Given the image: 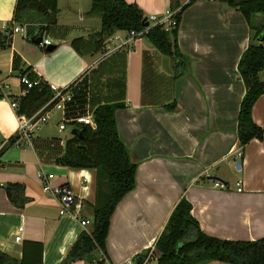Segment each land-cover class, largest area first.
<instances>
[{"label":"crops","instance_id":"crops-1","mask_svg":"<svg viewBox=\"0 0 264 264\" xmlns=\"http://www.w3.org/2000/svg\"><path fill=\"white\" fill-rule=\"evenodd\" d=\"M127 1L136 2L145 16L156 13L163 17L168 8H174V0ZM176 1L183 5L189 0ZM90 3L57 0L55 22L47 27L37 25L28 35L25 28L13 29L22 26L13 20L16 0H0V33L6 38L0 46V143L16 132L17 115L9 98L24 91L22 69L30 66L50 86H70L73 92L65 115L59 109L51 112V124L48 120L38 128L30 146L12 144L0 154V250L20 257L24 241L36 240L42 243V264H59L79 232L90 228V223L81 225L79 218H91L94 206L106 199L108 186L103 178L97 185L95 168L58 161L71 130L62 138L41 130L58 128L65 116L92 115L97 104L115 101L124 102L115 111L116 126L136 163L135 183L110 215L101 264L134 261L153 246L182 195L190 201L191 213L204 232L232 239L263 236L264 93L252 106L254 121L263 127L262 137L250 139L240 149L236 132L245 91L237 62L251 34L242 12L225 0L187 4L176 35L187 63L175 75L170 56L144 35L125 41L129 36L126 29L108 34L99 51L94 52L88 40L79 52L71 39L88 38L100 29V16L87 13ZM28 9L33 19L45 24L36 4ZM254 21L264 23V14L256 13ZM39 34L55 47L47 50L46 45L31 40ZM115 43L122 45L111 49ZM261 72L264 68L260 76ZM171 103L173 108L166 107ZM47 174H52L50 184H66L82 198L80 216L59 212L61 202L42 189ZM8 182L24 185L28 200L23 206L9 200L4 188ZM19 226L21 238L15 240ZM99 257L70 264H97ZM202 264L230 263L212 259Z\"/></svg>","mask_w":264,"mask_h":264},{"label":"trees","instance_id":"trees-1","mask_svg":"<svg viewBox=\"0 0 264 264\" xmlns=\"http://www.w3.org/2000/svg\"><path fill=\"white\" fill-rule=\"evenodd\" d=\"M191 1L193 0L183 5H179L176 0L173 1V7L177 8L173 14L175 25L167 30L162 24L149 22L143 9L136 2L91 0L87 13L100 16V29L90 34L88 38L75 37L70 42L81 52L80 45L82 47L86 41L91 40L92 50L96 52L102 49L105 38L115 29L138 31L147 27L143 35L159 51L171 57L174 74H179L185 68L187 59L177 44V27L183 8ZM225 1L242 12L251 30L250 40L237 62V69L245 86L236 124L239 146L243 149L250 139L261 138L263 135V127L252 117V106L258 96L264 93V79L260 77V71L264 68V23L254 21L256 13L264 14V0ZM30 4L39 7L40 18L45 24L38 23L30 16L28 9ZM57 10V0H16L13 20L19 22L28 34L37 25L39 28L41 25L47 27L55 22ZM145 21H148V24L145 25ZM5 42V36L0 33V46ZM24 73L34 81L27 87L23 84L25 91L17 96V110L30 115L48 101L54 92L50 84L32 71L30 66L21 70L20 74ZM123 106V101L97 104L92 110L95 126L80 124L78 128L81 129V135L72 134L67 138L64 152L58 157V161L65 165L95 168L97 185L99 186L103 178L108 186L106 199L93 208L90 228L79 232L59 264H70L93 251L100 256L96 260L97 264L104 261L110 215L118 200L135 183L136 163L131 159L116 126L115 111ZM174 106V103L166 105L168 108ZM15 139V134L5 139L0 146V154L6 147L12 145ZM4 188L9 200L16 206H23L28 200L22 183L8 182ZM191 208L190 201L184 195L174 203L153 244L154 264H202L212 259L230 264H264V235L255 239H232L208 234L201 229L198 220L191 213ZM145 254L146 250L138 255L141 257L139 264H144ZM0 264H42V243L36 240L24 241L20 257L0 250Z\"/></svg>","mask_w":264,"mask_h":264},{"label":"built area","instance_id":"built-area-1","mask_svg":"<svg viewBox=\"0 0 264 264\" xmlns=\"http://www.w3.org/2000/svg\"><path fill=\"white\" fill-rule=\"evenodd\" d=\"M177 8H168L165 11V14L163 17H159L156 13H151L147 16V19L152 24L158 23L162 24V26L165 29H170L172 26L175 25V19L173 17V14L176 12ZM23 26H15L13 29H23ZM147 30V27L135 31L133 29L129 30V36L126 38L125 41L131 40L135 37L142 36L143 33ZM50 40L48 38H44L40 41V45L45 46L46 44H49ZM122 43L114 44L113 48L115 47H121ZM20 80L23 84L27 86H30L32 82L28 79L26 74L20 75ZM53 89V96L46 101L41 107H39L35 112H33L30 115L20 113L17 108V98L16 97H10L9 101L11 106L16 111L17 115V128L16 132L14 133L16 135V139L14 141V145H25L30 146L31 145V139L32 136L35 134V131L40 127L42 123H45L49 120L50 113L53 112L55 109L61 110L64 115L67 111V108L70 104V102L73 99V92L70 89V86L65 87H52ZM25 91V88L23 89ZM23 91V92H24ZM71 122V125L74 127H78L80 124H89L91 126H95V123L93 121L92 115H85V114H77L74 116H65L64 118H61V121L58 123V129L62 131L65 128V123ZM4 142L0 143V146ZM238 155H240V150L237 152ZM52 174H47L46 178L42 180V189L44 191H49L53 195H55L58 200L61 202V207L59 209L60 213L68 212L72 214L73 216H80L83 213L84 209V203L82 201V198L75 196L69 187L66 184H50L48 181V178L51 177ZM238 184L237 190H240L241 187L239 186L240 181L238 180L236 182ZM215 184H219L220 186H223L224 183L220 181H215ZM81 225H86L91 222L90 218L88 217H82L79 218ZM22 226L18 227V232L15 234L14 238L15 240H19L21 238L20 230ZM146 254L143 258L144 264H154L155 262V253H154V247L149 246L146 249ZM124 264H135L133 259H127Z\"/></svg>","mask_w":264,"mask_h":264},{"label":"water","instance_id":"water-1","mask_svg":"<svg viewBox=\"0 0 264 264\" xmlns=\"http://www.w3.org/2000/svg\"><path fill=\"white\" fill-rule=\"evenodd\" d=\"M144 24H145V25L148 24V21H145ZM31 40H32L33 42L39 43V42L42 40V34H39L38 36H36V37H34V38H31ZM262 40H263V37L261 38L260 43L262 42ZM45 47H46L47 50H51V49H53V48L55 47V44L49 43V44H46ZM71 133L80 136V135H81V129L78 128V127H74V128L71 129ZM239 165H240V161L238 160V161L236 162V168H238ZM96 257H97V255H96L95 253H93V252H88V253L85 254L84 259H85L86 261H92V260L95 259ZM140 262H141V257H140V256H137V257L134 259V263H135V264H139Z\"/></svg>","mask_w":264,"mask_h":264},{"label":"rangeland","instance_id":"rangeland-1","mask_svg":"<svg viewBox=\"0 0 264 264\" xmlns=\"http://www.w3.org/2000/svg\"><path fill=\"white\" fill-rule=\"evenodd\" d=\"M21 33V32H20ZM19 33V34H20ZM262 79H264V72H261V76H260ZM53 112H59V110L58 109H55V110H53ZM49 123L51 122V120L49 119V121H48ZM54 122V121H53ZM44 124L45 123H43V124H41V126L39 127V129H41L43 126H44ZM51 124V123H50ZM65 125H66V128L64 129V130H62V131H60V132H58L59 130H58V128H57V126L55 125V126H51V127H49L47 130H41L42 131V134H47V133H55L54 135H60V137L62 138V137H64L65 135H70V130H71V125H69V124H66L65 123ZM39 129H37L36 131H35V133H37L38 131H39Z\"/></svg>","mask_w":264,"mask_h":264}]
</instances>
